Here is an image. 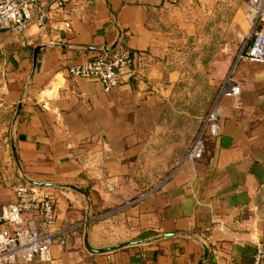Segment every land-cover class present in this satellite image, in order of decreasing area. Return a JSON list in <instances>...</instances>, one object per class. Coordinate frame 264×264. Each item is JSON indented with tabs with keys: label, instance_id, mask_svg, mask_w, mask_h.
Masks as SVG:
<instances>
[{
	"label": "crops",
	"instance_id": "obj_1",
	"mask_svg": "<svg viewBox=\"0 0 264 264\" xmlns=\"http://www.w3.org/2000/svg\"><path fill=\"white\" fill-rule=\"evenodd\" d=\"M249 2L42 1L21 33L0 31V208L20 185L56 200L51 259L28 264H253L264 64L238 61ZM123 51L133 73L110 91L69 74ZM228 82L238 97L219 96ZM214 107L220 136L187 160Z\"/></svg>",
	"mask_w": 264,
	"mask_h": 264
},
{
	"label": "built area",
	"instance_id": "obj_2",
	"mask_svg": "<svg viewBox=\"0 0 264 264\" xmlns=\"http://www.w3.org/2000/svg\"><path fill=\"white\" fill-rule=\"evenodd\" d=\"M42 1L51 9H64L68 0H0V31L21 33L31 19L32 10ZM247 17L252 23L250 45L238 56V61L264 64V0H250ZM134 57L123 51L114 57H100L69 69L70 76L96 80L105 91L117 88L126 74L133 73ZM241 88L230 82L219 96L236 98ZM240 106V105H239ZM213 138L222 131L221 116L214 107L207 115L204 129L187 150V160H201L205 155L203 134ZM14 203L0 208V264H28L34 260L48 262L55 234L56 200L45 189L17 186ZM38 222L47 227L41 233ZM253 264H264V242L257 247Z\"/></svg>",
	"mask_w": 264,
	"mask_h": 264
},
{
	"label": "water",
	"instance_id": "obj_3",
	"mask_svg": "<svg viewBox=\"0 0 264 264\" xmlns=\"http://www.w3.org/2000/svg\"><path fill=\"white\" fill-rule=\"evenodd\" d=\"M40 50L41 48H37L35 50V53H34V62L35 64L37 63V58H38V55L40 53ZM106 52H109V50H106ZM20 111V109H19ZM14 153H15V156H17V153H16V149L14 148ZM33 186L35 187H39V188H45V187H48V185H45V184H40V183H34ZM86 246L87 248L89 249V244H88V240L86 239Z\"/></svg>",
	"mask_w": 264,
	"mask_h": 264
},
{
	"label": "rangeland",
	"instance_id": "obj_4",
	"mask_svg": "<svg viewBox=\"0 0 264 264\" xmlns=\"http://www.w3.org/2000/svg\"><path fill=\"white\" fill-rule=\"evenodd\" d=\"M250 42V41H249Z\"/></svg>",
	"mask_w": 264,
	"mask_h": 264
}]
</instances>
